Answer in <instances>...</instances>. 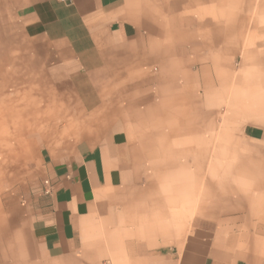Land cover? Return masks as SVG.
Masks as SVG:
<instances>
[{
    "label": "crops",
    "instance_id": "obj_1",
    "mask_svg": "<svg viewBox=\"0 0 264 264\" xmlns=\"http://www.w3.org/2000/svg\"><path fill=\"white\" fill-rule=\"evenodd\" d=\"M0 142V264H264V0H0Z\"/></svg>",
    "mask_w": 264,
    "mask_h": 264
},
{
    "label": "rangeland",
    "instance_id": "obj_2",
    "mask_svg": "<svg viewBox=\"0 0 264 264\" xmlns=\"http://www.w3.org/2000/svg\"><path fill=\"white\" fill-rule=\"evenodd\" d=\"M4 158L3 152L0 151V207L5 205L9 197H12L13 192L18 193L20 180L27 171L25 166H6Z\"/></svg>",
    "mask_w": 264,
    "mask_h": 264
},
{
    "label": "built area",
    "instance_id": "obj_3",
    "mask_svg": "<svg viewBox=\"0 0 264 264\" xmlns=\"http://www.w3.org/2000/svg\"><path fill=\"white\" fill-rule=\"evenodd\" d=\"M62 1H67V0H62ZM43 185H44V192L45 193H49L51 191V184L48 180H44L43 181Z\"/></svg>",
    "mask_w": 264,
    "mask_h": 264
}]
</instances>
